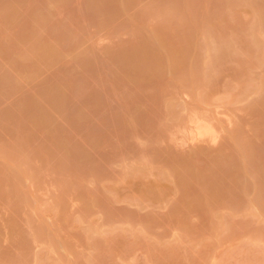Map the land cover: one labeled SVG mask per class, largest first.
<instances>
[{"label": "rangeland", "instance_id": "1", "mask_svg": "<svg viewBox=\"0 0 264 264\" xmlns=\"http://www.w3.org/2000/svg\"><path fill=\"white\" fill-rule=\"evenodd\" d=\"M0 264H264V0H0Z\"/></svg>", "mask_w": 264, "mask_h": 264}]
</instances>
